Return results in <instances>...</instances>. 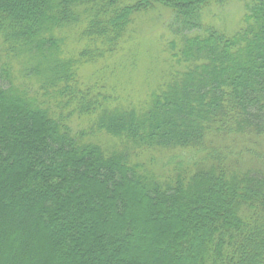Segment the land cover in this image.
Returning <instances> with one entry per match:
<instances>
[{"label":"trees","instance_id":"1","mask_svg":"<svg viewBox=\"0 0 264 264\" xmlns=\"http://www.w3.org/2000/svg\"><path fill=\"white\" fill-rule=\"evenodd\" d=\"M0 81V264H264V0H0Z\"/></svg>","mask_w":264,"mask_h":264},{"label":"rangeland","instance_id":"2","mask_svg":"<svg viewBox=\"0 0 264 264\" xmlns=\"http://www.w3.org/2000/svg\"><path fill=\"white\" fill-rule=\"evenodd\" d=\"M225 8H226V10H227V12H228V21H229V23L232 24L231 21L233 20V21H234L233 23L236 24V23L240 20V18H241V13H240V11H239V9H238V8H241V7L238 6V5L236 4V2H233V3H231L230 6H227V7H225ZM233 26H234V25H233ZM143 29H144V28H143ZM142 32H143V30H142ZM143 33H144V34H142V36H143L144 38L150 40V37H149V36H151L152 39H153V38H156V37H158V36L160 35L161 30H160L159 28H155V29H151V30L148 32V27H147V29H146ZM140 65H143L144 68L147 67V66L149 65V61H148V59H143V60L140 62L139 66H140ZM143 77H144V75H143ZM0 84H4V82L0 81Z\"/></svg>","mask_w":264,"mask_h":264}]
</instances>
